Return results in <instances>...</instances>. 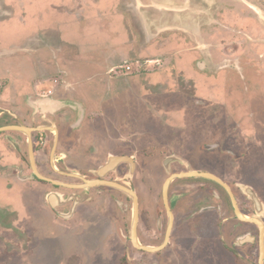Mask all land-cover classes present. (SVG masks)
Returning <instances> with one entry per match:
<instances>
[{"label": "flooded vegetation", "instance_id": "flooded-vegetation-1", "mask_svg": "<svg viewBox=\"0 0 264 264\" xmlns=\"http://www.w3.org/2000/svg\"><path fill=\"white\" fill-rule=\"evenodd\" d=\"M31 1L0 0V38H5L6 43L13 42L9 41L11 38L20 37L23 33L22 26L26 27L30 19L32 22H37L31 13L32 10L41 8V6ZM99 1L101 0H72L74 6L56 7V10L68 12L76 20L77 18L81 20L85 14L90 15L91 18L95 16L93 11L85 13V10L78 9L80 7L91 8ZM103 1H109L113 8L110 13L114 19H109L107 22L110 24L115 21L119 13L115 7L119 0ZM195 2L197 0H189L190 8L197 6ZM230 2L228 4L231 5L228 6H231L232 9H223L221 14L225 23L243 28L249 35L261 37L260 27L252 26L251 19L253 20L254 17L249 15L252 13L249 8L242 3ZM51 3L55 5L56 0H52ZM134 3L131 1L124 6L132 9L137 17L136 4ZM69 8H71V12ZM253 8L258 10L256 7ZM187 11L188 9H185L182 12L186 13ZM75 12L76 14H73ZM100 12L98 11V13ZM120 15L124 16L121 13ZM98 16L102 17L101 14ZM228 16L238 19L236 22H228ZM137 19L139 20L138 17ZM193 19L196 20L195 17ZM125 22L123 19V23ZM140 22L139 20L140 31L143 32L146 39L148 38L149 43L146 48L141 47L143 49L133 52L136 57H133L134 65L132 66L134 69L131 68L130 72L123 71L127 67L126 61H124L109 67L105 74L100 72L93 75V78H88L87 83H82L80 78L83 77V70H74L72 74H69L67 70L66 73L62 71L63 73L61 72L54 79L55 84L47 94L38 90L36 83L40 80L32 78L31 74L23 78L26 82L22 84V92L14 94L10 88V82H6V78L3 76L7 87L1 86L0 89V239L11 235L10 240L19 243L21 240V245L27 244V247L24 249L16 247L19 253L26 254L28 252V257L30 260H34V264H47V260L42 258L47 257L46 250L40 245L42 238L50 233L53 235L66 233L68 239L71 241L75 239L81 249L79 253H74L72 258H69V262L66 261L68 264L86 263V258L96 260L101 256L99 253H102L100 247L102 242L109 244L108 249L113 256L121 257L124 253L122 259L117 258L119 259L118 264H130L126 257L131 252L126 249L127 243L131 250L134 248L142 254L159 255L176 243L185 249L188 240L184 238V234L178 236L177 229L183 220L188 218L189 221H195L204 215L206 221L209 218L208 223L216 222L222 234L228 236L230 244L227 248L231 253L240 256L244 248L255 246L258 253V264H260L262 245H264V221L261 217L264 202L260 193L248 185L241 187L233 181L224 179L214 170L207 171V169L195 167L190 156H188L190 158L184 159L178 154L171 153L160 160L165 176L161 186L160 203L156 205L155 213L149 212L150 202L155 199H152V195L145 197L139 191L137 183L145 175L147 177L148 170L151 172L153 169L158 170L153 166L154 157L151 153L155 147H158V142L148 141V135H152L149 132L142 134L137 131L138 124L142 123L139 121L141 118L135 115L122 116L117 111L110 110L111 107L116 108V103H118L111 97L117 98V92L128 94L127 90L123 88L124 86L113 83L120 75L127 80L141 73L165 72L178 65L179 67L176 68L180 80L176 84L177 92L183 94L184 87L188 85L190 77H193L192 81L195 86L197 85V93L194 94L197 99L194 101L197 107L202 109L203 106H206V97L214 98V94L211 95L210 91L215 90L216 95L220 96L221 91L218 90L220 89L218 84L224 86L227 81H231V76L226 73L227 70H234L237 73V79L241 78L246 83L248 80L246 74L248 73V76L249 74L256 75L254 70L257 69H253L256 66L250 63L248 58L243 57L241 59L244 61L241 62L239 59L238 64H235L233 68H226V62V65L223 63L225 68L218 67L222 71L216 68L208 69L204 67L203 62H199L201 54L196 50V47L184 40L185 34L188 32L174 26H167L163 32L155 35L154 41L149 38L148 29ZM111 25L113 26V23ZM97 28L94 26L90 31ZM135 29L138 31L137 27ZM179 31H181L179 34L175 33ZM209 31L211 33H207L206 36L209 41L215 44L221 39H226L230 43H240V37L232 35L224 29ZM170 32H174L176 36H169ZM223 33L228 35H223ZM95 34L96 31H93L92 35ZM162 34L164 35L162 36ZM245 43L247 54L259 53V48H251L246 40ZM23 50L26 54L34 51ZM1 56L2 54H0ZM143 58H146L144 65H147L148 68L140 67ZM2 63L6 64V67L10 65L15 67L14 71L13 68H8L11 75L19 68L23 74L27 64L26 59L8 62L0 58V64L3 65ZM1 65L0 75L7 71V68ZM151 65H155V67L150 68ZM119 72L123 73L118 74ZM259 77L264 78L263 75H259ZM234 79H236L235 76ZM138 80L137 77L134 79L141 92L146 91L153 94L149 90L152 87V90H157L155 88L160 87L158 91L168 92V82L162 81L154 85L138 83ZM2 88L5 90L2 91ZM106 98L111 99L106 100ZM52 101L63 102L66 106L56 107L57 105H53ZM145 102L148 103L149 100L146 99ZM179 102L181 103V101ZM106 103L110 108L106 107ZM248 105H226L228 111L223 124L227 126V129L220 132L228 135L229 146H226L225 142L222 143L224 139L220 138L216 143H212L213 148L209 149L218 151L223 149L224 144L225 156L233 168L239 166V163L245 162L250 154L246 148L235 150L232 142L234 138H238V136L244 138L242 134L245 131H258V134L264 137V120L258 110L259 106H264L254 101H250ZM232 108L242 111V115L232 112ZM219 110L216 107L213 111L214 117L211 118L216 129L223 127L216 120L219 118L217 117V113H220ZM180 114L182 118L186 113L181 111ZM200 119L203 118L199 116ZM145 121L148 127L150 117H147ZM112 125L115 126L117 134L110 135L106 130ZM232 125L234 128H230ZM244 144L248 146L247 143ZM197 145L205 150L209 144L202 146L197 142ZM171 149L176 150L175 152L183 150V148H171L167 144L166 150L169 152ZM247 149L249 150V148ZM139 156L140 158H138ZM139 173H141L140 177ZM191 173L211 174L227 187L214 180L179 177ZM151 180L158 183V179L153 176ZM168 182L169 186L165 197L164 187ZM202 190L209 193L211 200L218 201L220 206L200 207L203 200V198L201 200ZM243 195L248 198L247 202L254 205L255 213H251L249 208H244ZM136 204L138 207L136 242L138 246L149 247L155 251L148 252L139 249L133 241ZM217 207L221 213L224 211L229 217L220 220ZM152 221H155V228L152 227ZM195 224L196 227L200 226V223ZM246 225L252 226V230L232 239V232H235L238 227ZM6 227L11 230L10 234H5ZM129 227L127 242L125 229ZM30 229L35 232L36 236L29 242V239H26L23 234L30 236ZM120 232L124 236L125 242L121 241ZM84 241L87 246H82ZM34 242L35 246H33ZM8 249L13 251L15 247L12 245L10 249L8 246ZM168 256L170 255L168 254ZM177 258V255L174 259L169 257L163 263H177Z\"/></svg>", "mask_w": 264, "mask_h": 264}, {"label": "rangeland", "instance_id": "rangeland-1", "mask_svg": "<svg viewBox=\"0 0 264 264\" xmlns=\"http://www.w3.org/2000/svg\"><path fill=\"white\" fill-rule=\"evenodd\" d=\"M131 1L135 2L137 17L141 21L140 23L148 29V36L151 40L155 41V35H159L167 26H174L175 28L181 27L179 17L184 16L182 14H186L187 24L195 25L197 29L195 32L197 34L196 36L192 33L185 34L186 38L184 40L196 47V50L201 54L199 62H203L204 67L208 69L216 68L222 71L218 67H224V64L227 62L226 68H233L235 64H238L239 59L244 57L248 58L249 60H246L256 66L253 69H257L254 70L256 75L249 74L248 76V73L246 74L248 79L246 83L241 78L237 79L238 76L234 70H227L226 73L228 76H231V81H227L224 86L218 84L220 87L218 90L221 91L219 93L220 96L216 95L215 90L210 91L211 95L214 94V98L206 97V106H203L202 109H199L194 101V99H197V97H194V94L197 93V85L195 86L192 81L193 77H190L191 80L184 87L183 94L182 92H177L176 84L180 80V75L176 68L179 67L178 65L171 67L165 72L141 73L127 80L120 75L113 82L124 86L123 88L127 90L128 94L125 95L122 92H117V98L111 97L117 100V107L110 108L108 103H106V107L110 108V110L117 111L122 116L135 115L141 118L139 121H142V123L138 124L137 131L142 134L149 132L152 135H148V141L158 142V147H155L151 151L154 157L153 166L155 169L158 168V170L153 169L152 172L148 170L146 173L147 177L145 175L137 183L139 191L145 197L152 195V199H155V201L150 202L149 212L155 213L156 205L160 203L161 186L165 178L160 160L171 153L178 154L184 159L191 157L190 160L195 167L207 169V171L214 170L219 176L233 181L241 187L244 185L252 187L260 193L264 202V137L260 136L258 131H245L242 134L244 138L238 136V138H234L232 141L235 150L246 148L250 153L246 161L239 163V166L235 168L229 165V159H227L224 152V144L223 149L210 151L213 148L212 143H216L220 138L224 139L222 143L225 142L226 146H229L230 142L228 143L227 140L228 135L226 136V134L220 132L221 130L225 131L227 129V126L223 124L228 111L226 105L244 106L248 105L250 101H254L264 106V78L259 77V75H263L264 77V0H197L195 2L197 6L192 8H190L191 4L189 0H119L115 6L117 8L116 11L119 13L115 21L111 22L113 26L111 23H107L109 19H114L110 13V10L113 8H111L109 1L104 2L101 0L97 5L92 6L97 9L80 7L78 10H85V13H91L93 11L95 16L90 18V15L85 14L81 20H78V18L76 20L68 12L56 10V7L74 6L72 0H56L55 5L51 3L52 0H32L31 2L37 5L40 4L39 6H41V8L32 10L31 13L35 16L37 22H32L30 19L26 27L22 26V35L11 38L9 40L13 41L11 43H6L7 40L5 38H0V54H2L0 58L8 62L16 59H26L27 62L23 75L21 69L16 70L13 75L9 74L11 71L3 74L6 82H10L12 93L20 94L22 92V84L26 82L23 78L29 74L33 76L32 78L42 81V83H55L54 79L62 71L65 72L67 70L69 74H72L74 70H83V77L80 80L82 83H87V79L93 75L100 72L105 74L109 67L118 65L124 61H126V66H130V70L126 67L123 71L130 72L131 68L134 69V66H132L134 65L133 57H136V55L133 52L143 49L141 47L146 48L149 40L140 31L139 20L134 15L133 10L128 7L126 9L124 6ZM199 1L202 2L200 3ZM230 1L235 4L242 3L249 8L252 12L249 15L254 17L253 20L251 19L252 26H255V28L260 27V32L263 37L249 35L243 28L234 27L225 23L221 14L223 13V9H232L231 6H228L231 5L228 4L231 3ZM253 7H256L258 10H255ZM185 9H188V11L183 13L182 11ZM98 11L101 12L98 13ZM246 11L248 10L246 9ZM120 13L124 16H121ZM73 14H76V12ZM99 14L102 17H99ZM189 16L192 19H189ZM123 19L126 21L125 23H123ZM237 19L232 16L227 17L228 22H236ZM94 26L98 28L93 29V31H96V34L92 35L93 31L90 30ZM135 27L138 28V31ZM229 28H235L234 31L238 33L233 32L234 34L240 35L247 33L249 35V46L251 48H259V53L247 54L248 50L244 47L246 46V37L244 36L239 44L227 42L226 39H221L220 42L215 44L209 41L206 36L207 33H211L209 30L212 29L215 31L224 29L226 32L231 33ZM180 32L175 33L179 34ZM175 33L170 32L169 36H176ZM223 35L228 34L223 33ZM23 49L34 51L26 54L23 52ZM145 61L146 58H143L140 65L143 69L148 68L147 65H144ZM243 61L241 59V62ZM149 67L153 68L155 65ZM248 68L251 69L250 67ZM122 73L119 72L118 74ZM3 76L0 75V89L1 86L4 88L7 87ZM234 76L236 79H234ZM136 77L139 78L138 83H151L156 85L162 81L168 82V92L158 91L160 87H156L155 89L157 90H152L153 87L150 88L149 90L153 94L146 91L141 92L139 90L140 87L134 81ZM15 82H17L16 85ZM53 86L48 84L45 89H42L43 94H47ZM4 88H2V91L5 90ZM20 89L21 91L16 92ZM243 94L246 96L243 97ZM108 99L106 98V100ZM146 99L149 100L148 103L145 102ZM216 107L220 109V113H217V117L219 118H216V120L220 123V126H223L217 129L211 120L214 117L215 113L213 111ZM258 110L264 120V107L259 106ZM181 111L186 113L182 118ZM231 111L242 115V111L235 110V108H232ZM146 116L150 117L148 127L145 121ZM199 116L203 119L199 120ZM249 123L252 124V122ZM114 127L112 125V127L106 129L110 135L117 134ZM230 128H234V126L232 125ZM145 136L143 137L145 138ZM197 142L202 146H205V144L209 145L204 150L197 145ZM244 143H247L248 146ZM167 144L171 148H183V150L175 152L176 150L171 149L168 152L166 150ZM141 173H139V177ZM149 174L150 176L148 177ZM152 176L158 179V183L153 180L150 181ZM246 199H248L246 195H243L242 203L244 208H249L251 213H255L254 205L247 202ZM201 200L200 207L202 208L209 205L220 206L218 201L213 202L211 200V195L206 193L205 190L201 192ZM216 210L220 213V220L229 217L226 212L223 211L221 213L218 207ZM261 214L264 221V209ZM21 219L22 214L20 221ZM208 221L209 218L206 221L204 215L195 221H189L188 218L183 220L177 229V235L184 234V238L188 240L185 249L182 246L180 247L179 243H176L174 246H169L166 251L159 255L142 254L134 248L131 250V247L127 243L126 249L131 252L126 257L129 259L130 264H166L163 263L165 259L166 261L169 257L174 259L176 255L178 261L174 264H258V253L255 246L244 248L241 254L242 256L231 253L227 248L228 244H230L228 236L222 234L216 222L208 223ZM195 223H200V226L196 227ZM154 226L155 221H152V227ZM6 228L5 234H10L11 230L8 227ZM238 228L236 231L234 230L235 232H232V239H235L239 234H246L252 230V226L250 225ZM125 230L127 232L128 242L130 227ZM30 231V236L23 234L24 237L26 236V239H29V242L36 236L32 229ZM10 237L11 235H6V238L0 239V264H34V260L29 259L28 252L23 254L16 250L17 248H26L27 244L22 246L21 240L19 243L15 240H10ZM75 241V239H72V241L68 239V234L66 233L54 235L50 233L46 235L45 238H42L40 245L46 250L45 254H47V257L42 258L47 260V264H68L69 258H72L74 253L81 251L78 242ZM121 241L125 242L122 233ZM12 245L15 247L13 251L8 249V246L11 249ZM35 245L34 242L33 246ZM82 246H87V243L84 241ZM108 246L109 244L107 242H102L100 246L102 253H99L101 256L96 258V260L86 258V263L82 264H118L119 259L117 258L122 259L124 253L121 255L122 258L120 256H113ZM96 256L98 257L97 253Z\"/></svg>", "mask_w": 264, "mask_h": 264}, {"label": "crops", "instance_id": "crops-1", "mask_svg": "<svg viewBox=\"0 0 264 264\" xmlns=\"http://www.w3.org/2000/svg\"><path fill=\"white\" fill-rule=\"evenodd\" d=\"M189 19H190V17H189ZM179 20H180V23L179 24H181L182 26L181 27H177L178 29H182V30H184V31H186V32H188V33H192L193 35H195L196 36V34H197V32H195L197 29H196V26L195 25H191V24H187V18H186V16H181V17H179ZM195 20V19H194ZM235 27V26H234ZM238 27V26H237ZM239 28V27H238ZM230 29V31H231V33H232V35L234 34V33H238L237 31H234L235 30V28H229ZM234 32V33H233ZM234 35H236V36H238V37H240L241 39L242 38H244V37H246V40H247V42L249 43V40H248V34L247 33H243V34H240V35H238V34H234ZM244 36V37H243ZM239 41L241 42V40L239 39ZM3 65H1L2 67L4 66L5 68H7V71H6V69H5V71L6 72H4V73H7L8 72V68H10V69H12L13 68V71H14V69H15V67L14 66H9V67H6V64H4V63H2ZM19 69H21V68H19ZM10 74V73H9ZM23 75V74H22ZM1 76H3V74L1 75ZM38 81V80H37ZM51 85V86H53L55 83L54 82H52V83H42V81H38L37 83H36V85L38 86V90H40L42 93H43V91H42V89H45L46 88V86L47 85ZM26 85V84H25ZM50 90V89H49ZM20 90H17L16 92H19ZM53 102V105H57L56 107H59V106H66L65 105V103H60V102H54V101H52Z\"/></svg>", "mask_w": 264, "mask_h": 264}, {"label": "water", "instance_id": "water-1", "mask_svg": "<svg viewBox=\"0 0 264 264\" xmlns=\"http://www.w3.org/2000/svg\"><path fill=\"white\" fill-rule=\"evenodd\" d=\"M159 9V8H158ZM160 9H163V8H160ZM179 177H192V178H204V179H208V180H214V181H217L219 182L220 184L224 185L225 187H227L221 180H219L218 178H216L215 176L211 175V174H205V173H191V174H184V175H181ZM168 186H169V182L166 183L165 187H164V195L166 197L167 195V190H168ZM137 220H138V207H137V204H136V207H135V220H134V225H133V241L135 243V245L139 248V249H143L145 251H148V252H152V251H155V249H151L149 247H145V246H138L137 244V238H136V225H137ZM161 249V248H160ZM264 262V245H262V254H261V260H260V264H263Z\"/></svg>", "mask_w": 264, "mask_h": 264}, {"label": "built area", "instance_id": "built-area-1", "mask_svg": "<svg viewBox=\"0 0 264 264\" xmlns=\"http://www.w3.org/2000/svg\"><path fill=\"white\" fill-rule=\"evenodd\" d=\"M129 67H130V66H127V69H128V70H130V68H129Z\"/></svg>", "mask_w": 264, "mask_h": 264}, {"label": "trees", "instance_id": "trees-1", "mask_svg": "<svg viewBox=\"0 0 264 264\" xmlns=\"http://www.w3.org/2000/svg\"><path fill=\"white\" fill-rule=\"evenodd\" d=\"M126 264V263H125Z\"/></svg>", "mask_w": 264, "mask_h": 264}]
</instances>
